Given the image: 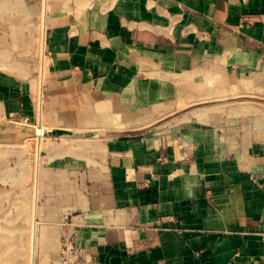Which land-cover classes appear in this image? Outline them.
<instances>
[{
	"label": "crops",
	"instance_id": "obj_1",
	"mask_svg": "<svg viewBox=\"0 0 264 264\" xmlns=\"http://www.w3.org/2000/svg\"><path fill=\"white\" fill-rule=\"evenodd\" d=\"M0 119L39 142L0 264H264V0H0Z\"/></svg>",
	"mask_w": 264,
	"mask_h": 264
},
{
	"label": "rangeland",
	"instance_id": "obj_2",
	"mask_svg": "<svg viewBox=\"0 0 264 264\" xmlns=\"http://www.w3.org/2000/svg\"><path fill=\"white\" fill-rule=\"evenodd\" d=\"M16 132L19 130L12 120L0 119V248L21 245V254L26 257V254L29 256V224L34 203L30 197L25 200L18 199V195L22 196L25 190L19 181H28L34 174L36 176L34 168L39 142L37 138H26L27 135L23 133L24 137L20 139L21 135ZM37 133H40V129ZM26 225L27 230L23 229ZM18 250L16 248V253L20 252Z\"/></svg>",
	"mask_w": 264,
	"mask_h": 264
},
{
	"label": "built area",
	"instance_id": "obj_3",
	"mask_svg": "<svg viewBox=\"0 0 264 264\" xmlns=\"http://www.w3.org/2000/svg\"><path fill=\"white\" fill-rule=\"evenodd\" d=\"M74 236L70 232H65L62 236V247L60 255L62 264H78L80 250L75 247Z\"/></svg>",
	"mask_w": 264,
	"mask_h": 264
},
{
	"label": "water",
	"instance_id": "obj_4",
	"mask_svg": "<svg viewBox=\"0 0 264 264\" xmlns=\"http://www.w3.org/2000/svg\"><path fill=\"white\" fill-rule=\"evenodd\" d=\"M14 126L15 127H17V128H19L20 127V125L19 124H14ZM22 128H23V132L25 133V136L28 134V129L27 128H25L24 126H22ZM28 136V135H27ZM24 136H22L21 135V137H20V139H22Z\"/></svg>",
	"mask_w": 264,
	"mask_h": 264
},
{
	"label": "bare ground",
	"instance_id": "obj_5",
	"mask_svg": "<svg viewBox=\"0 0 264 264\" xmlns=\"http://www.w3.org/2000/svg\"><path fill=\"white\" fill-rule=\"evenodd\" d=\"M39 130V129H38ZM37 169V168H36ZM36 177V176H35ZM36 179V178H35ZM34 205V204H33ZM34 212V211H33ZM32 215V217L31 218H33V213L31 214ZM30 225V224H29ZM32 226V225H31ZM29 230H30V228H29ZM32 242V241H31ZM31 244V243H30ZM32 246V245H31ZM32 251V250H31ZM30 251V252H31ZM32 257V256H31ZM31 262H32V259H31Z\"/></svg>",
	"mask_w": 264,
	"mask_h": 264
}]
</instances>
